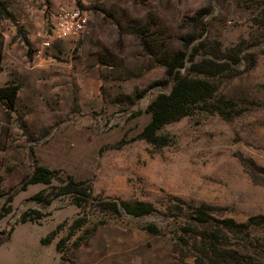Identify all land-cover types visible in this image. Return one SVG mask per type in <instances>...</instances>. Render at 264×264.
<instances>
[{
  "label": "rangeland",
  "instance_id": "obj_1",
  "mask_svg": "<svg viewBox=\"0 0 264 264\" xmlns=\"http://www.w3.org/2000/svg\"><path fill=\"white\" fill-rule=\"evenodd\" d=\"M84 1L74 6L88 14L86 31L68 52L49 21L37 36L0 17V264H201L202 235L211 233L218 246L264 264V228L229 231L220 222L264 215V0ZM179 51L182 74L208 57L227 69L210 76L207 105L164 124L153 143L140 136L147 108L171 91L166 64ZM69 65L81 97L73 78L53 75ZM31 70L33 87L20 78ZM14 87L11 110L5 95ZM38 165L54 178L25 186ZM69 175L92 191L82 206L64 191ZM109 200L153 211L98 204ZM200 206L207 222L193 218Z\"/></svg>",
  "mask_w": 264,
  "mask_h": 264
},
{
  "label": "trees",
  "instance_id": "obj_2",
  "mask_svg": "<svg viewBox=\"0 0 264 264\" xmlns=\"http://www.w3.org/2000/svg\"><path fill=\"white\" fill-rule=\"evenodd\" d=\"M0 12L6 17H10V14L6 11L4 3L0 2ZM193 58V55H192ZM230 58H234L233 55ZM233 60H237L235 57ZM187 68V73L182 74V68H186L184 61V54L182 51L176 53L170 61L166 64V77L173 82L171 91L169 93L159 94L148 106L147 110L151 113V120L144 127L140 136L146 140L157 143L159 137L156 131L159 130L164 124L176 121L188 114H190L195 108L206 104L214 97L216 91V85L210 79L220 71L226 70L225 62L219 63L211 58H203L198 61H193ZM228 65V64H227ZM194 73L195 76H190ZM202 75V76H201ZM18 91V87L8 89L5 98L7 100V106L13 110L15 107V98ZM218 110L219 107H217ZM222 112V111H221ZM54 170H51L45 166L38 165L34 171L25 177L24 184H37L45 183L49 184L54 178ZM68 181L64 185V191L71 193L74 199V203L77 206H82L83 202H88L92 196V191L89 185L85 181H76L71 175L67 176ZM41 193H37L33 198L44 199L41 197ZM45 202L49 200L45 199ZM98 204L106 209L113 210L114 212H120V208L133 216H141L153 211V206L146 202L132 203L126 200H109L99 201ZM193 218L196 221L207 222L211 215L206 212L205 206H200L195 209ZM26 215L23 216L22 222L27 221ZM222 226L229 231H247L249 232L253 227L264 228V215L252 216L245 222H236L231 217H225L220 220ZM150 232H155L156 227L153 225L147 228ZM202 238L206 240L203 246H201L198 252L202 255L201 264H255L247 260V255L239 253L238 251H232L224 247H220L215 243V234L211 233L208 237L202 235Z\"/></svg>",
  "mask_w": 264,
  "mask_h": 264
},
{
  "label": "crops",
  "instance_id": "obj_3",
  "mask_svg": "<svg viewBox=\"0 0 264 264\" xmlns=\"http://www.w3.org/2000/svg\"><path fill=\"white\" fill-rule=\"evenodd\" d=\"M78 1L81 3L85 2L84 0H48L49 8L46 9L43 3L44 0H0V2L4 3L6 11L10 14V17H6L3 13L0 12V17H2L1 22L2 24L3 22L7 23V26H9L11 29H16L21 26L25 27V29L27 30L37 29L39 30L37 36H41V31L46 28L49 18L57 12L60 6H74ZM37 36L35 37L36 39H38ZM37 41H40V39ZM63 41L65 42L63 43L64 46L61 48L62 52H68V50L74 48V41L69 39H65ZM6 42L7 44H11L14 46L23 44V42L20 41V38L11 39L8 37L6 38ZM55 50L56 48H53V46H51L48 49V52H55ZM46 62L47 60L44 58L39 66H46ZM61 70H63L64 73H61ZM53 75H60L59 77H63L65 79L73 78L74 86H77V89H79L78 94L80 95V97L82 96L83 82L80 75L77 76V70L73 68L72 65L64 66L60 69V73H54ZM20 78L24 82V84L30 85L31 87L37 84L39 79V77H37L36 70H31L30 72L27 71L25 73L21 72ZM19 90L20 89H18L15 98V107L17 106V101L20 94Z\"/></svg>",
  "mask_w": 264,
  "mask_h": 264
},
{
  "label": "built area",
  "instance_id": "obj_4",
  "mask_svg": "<svg viewBox=\"0 0 264 264\" xmlns=\"http://www.w3.org/2000/svg\"><path fill=\"white\" fill-rule=\"evenodd\" d=\"M88 22V14L83 8L75 6H60L57 12L49 18L50 35L59 40H79ZM50 46V42L44 43Z\"/></svg>",
  "mask_w": 264,
  "mask_h": 264
}]
</instances>
